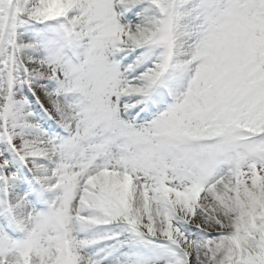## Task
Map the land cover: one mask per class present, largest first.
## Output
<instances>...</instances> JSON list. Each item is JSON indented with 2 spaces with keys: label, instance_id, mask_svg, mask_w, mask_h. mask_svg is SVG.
<instances>
[{
  "label": "snow or ice",
  "instance_id": "obj_1",
  "mask_svg": "<svg viewBox=\"0 0 264 264\" xmlns=\"http://www.w3.org/2000/svg\"><path fill=\"white\" fill-rule=\"evenodd\" d=\"M0 264H264V0H0Z\"/></svg>",
  "mask_w": 264,
  "mask_h": 264
}]
</instances>
